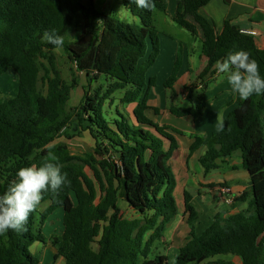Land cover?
<instances>
[{"label":"trees","instance_id":"obj_1","mask_svg":"<svg viewBox=\"0 0 264 264\" xmlns=\"http://www.w3.org/2000/svg\"><path fill=\"white\" fill-rule=\"evenodd\" d=\"M210 1L178 0L174 17L193 37L203 39L207 63L197 77L202 91L209 85L204 79L218 72L216 61L238 50L251 53L264 78V49L231 21H225L217 33L215 23L201 12ZM122 2L140 24L133 27L82 0H0V78L12 70L18 80L16 95L0 104V194L20 168L42 165L49 151L71 181L57 195L43 194L41 204L49 205L44 211L39 206L29 216L27 231L0 235V264H41L31 249L37 242L47 244L42 229L59 208L64 231L55 243L56 260L63 258L65 264H168V257L156 255L154 247L178 214L177 180L169 164L179 148L176 136H183V131L152 118L161 109L149 104L157 79L148 78L161 53L154 13L166 12L168 4L153 0L155 9L149 11L132 0ZM53 29L64 37L63 48L78 72L91 76L93 82L104 78L108 83L105 90L99 86L87 93L73 110L69 108L73 87L62 81L53 54L59 48L42 40L43 33ZM184 62L179 43L165 89L174 90ZM118 92L124 96L116 102ZM120 104L134 105L132 115L122 112ZM205 108L200 96L191 107L172 105L169 112L197 120ZM75 122L95 142L94 153L87 158L72 154L66 142H58L74 137L69 128ZM224 122V130L212 137L196 136L190 152L206 148L199 159L206 172L216 169L218 160L241 152L252 189L234 198L232 206L247 203L248 208L229 215L217 213L201 235L180 248L178 264H203L225 255L238 256L243 264H264V94L242 100ZM85 165L94 171L93 178ZM184 199L193 219L192 197L184 192ZM122 202L145 217L124 218ZM149 213L153 215L148 217Z\"/></svg>","mask_w":264,"mask_h":264},{"label":"crops","instance_id":"obj_2","mask_svg":"<svg viewBox=\"0 0 264 264\" xmlns=\"http://www.w3.org/2000/svg\"><path fill=\"white\" fill-rule=\"evenodd\" d=\"M105 1L109 4V0ZM165 1L168 4V9L166 12L161 13H164V15L168 13L169 19L175 23L174 17L177 11L178 0ZM168 1L171 2L170 5ZM94 2L93 0V4ZM107 8L108 7L105 8L104 12H107ZM201 12L206 18L215 23L217 33L222 32L225 21H231L240 29L256 31L258 33V36L254 37L256 45L258 48L264 49V0H211L202 8ZM154 17L156 24H158L156 11ZM162 23L167 25L169 21L163 17ZM164 32L159 31L160 40L161 36H164L165 39L161 41L162 48L158 60H174L171 65L170 74L175 60L177 59L179 43L183 44L185 62L178 83L183 77L190 79L191 76H195L193 72L189 71L187 72L188 74H186L185 69L187 70L189 64L195 63L197 58L199 59V64L205 68L207 61L202 53L203 39L201 35L196 38L191 35L192 40L188 42L189 38L185 40L176 39L174 35ZM161 33L163 35H161ZM164 44L166 47L163 49ZM158 63L159 61H157L156 66ZM11 72L14 75L12 70ZM203 82L209 85L205 91L201 90L200 93L201 98L206 104L204 115L201 118L197 120L190 117L178 118L169 112V108L172 105L179 106L176 101L178 97L183 100L187 99V92H185L187 89H184L185 91L183 90L180 96L179 94H177V96L172 94L178 83L175 85L174 90H171V97L174 96L173 99H170L171 104L168 105L169 101L167 99L170 94L166 93L164 105H161V103L159 104L161 106L160 118L152 117L160 125H169L183 131V136H176L179 148L174 152L170 163H173L176 157H180L179 165L176 171H174L177 180L175 193L180 189L183 190V195L184 192H188L192 197L190 204L196 212V216L190 219V212L185 209V199H183L181 206L176 198L178 214L168 223L164 233V239L158 242L163 246V253L161 254L168 257V264L171 252L174 253L173 256L179 254L180 248L183 247L189 239L201 235L204 230L212 224L214 216L217 213L226 212L227 215H229L248 208L247 203L237 206L225 204L220 191L222 187L230 188L231 192L229 195L232 198H236L252 189L250 176L243 166L241 152H237L232 157L218 160V167L209 172H206L199 162L200 157L205 154L206 148L201 147L194 153L190 152V146L194 142L196 136L210 138L218 132L219 121L216 119L217 114L222 115L223 119H225L242 101L238 94L232 91L231 85L227 80V74L217 72L214 77H207ZM188 91L190 99V96L193 97L195 90L189 89ZM191 91H193V94ZM13 97H9L8 99ZM8 99L4 101L0 99V104ZM189 101L194 104L197 103L195 98ZM159 105L158 107H160ZM175 118L179 120H175ZM168 146V143H165L166 149ZM180 182H182V184H180ZM189 188L190 190H188ZM263 237L264 234L261 238ZM52 244V239L48 238L47 244L44 245V249ZM57 249L58 246L56 245L55 251H57ZM206 264H243V262L238 256L225 255L224 258H219L217 260H215V258L210 259Z\"/></svg>","mask_w":264,"mask_h":264},{"label":"rangeland","instance_id":"obj_3","mask_svg":"<svg viewBox=\"0 0 264 264\" xmlns=\"http://www.w3.org/2000/svg\"><path fill=\"white\" fill-rule=\"evenodd\" d=\"M82 1H84L85 3L89 5L91 4V2H93V0H82ZM94 1H95L94 2L95 7L100 12H103L107 15H111L113 18L118 19L120 21L129 23L133 27H135V25L140 24L139 18L134 17L133 15H131L125 10L122 0H109L108 1L109 4L105 0H94ZM168 3L169 5L171 4L170 1H168ZM106 7H108L106 9L107 12H104ZM156 17L158 19V24H156V26L159 29V31L161 32L165 31L164 33L172 34L174 35L176 39L185 40L189 38L188 42L192 40L191 34L187 30L182 28L181 26L173 23L169 19L168 13L167 15H164V13H161L160 11H156ZM163 17L169 21L167 25H164V23H162ZM161 35L163 34L161 33ZM164 39H165L164 36H161V41L162 40L164 41ZM165 47L166 45L164 44L163 49ZM53 54L55 56L57 69L60 72L62 81L67 86L73 87L71 91V99L69 101V108L71 110L80 107L82 102L85 101L87 93L90 94L94 89L98 88L99 86H102L104 90L107 89L108 83L106 82L104 78H101L99 82L96 83L91 80V76L85 73L78 72L75 64L69 60V57H68V54L65 48L63 47L59 48L55 50ZM158 61H159L158 65L157 66L155 65L152 68L151 72H149L148 74V78L154 76L157 79V87L153 88L151 92L152 96H150L149 104L153 107L155 106L158 107L160 103L161 105L162 104L164 105L165 100H166L165 95L166 93H168L170 94V96L167 98L169 101L168 103L169 105L171 104L170 99L171 98L173 99L174 96H177V94H179L180 96L184 89L185 90L187 89L186 91L184 90L185 92H187V99L184 98L185 100H183L182 98L178 97L176 101L178 102L179 106L183 109H187L192 106V102L189 101L190 99L188 96L189 89L195 90L193 98H195V100H197V103H198L200 101L201 90H203V87H202L203 84H202V81H200L197 77L201 74V72L204 69L203 66L199 64V59L197 58L195 63L193 62L192 64H189L187 67V70L185 69L186 74H188L187 72L189 71V72H193L195 76L194 77L191 76L190 79H187V77H183L181 81L176 85L173 93L171 90L165 89L163 86V83L170 76L171 65L174 60H158ZM43 75H44V72L42 71L41 76ZM17 90H18L17 79L10 70L9 73H7L2 78H0V93H1L0 99L4 101L8 99L9 97L15 96L17 93ZM171 93L174 94L173 97H171L172 96ZM123 96H124V92H118L114 95V98L116 102H119V100L123 98ZM118 106L122 112L132 115L134 105L129 106L125 104H120ZM115 108L116 106H114L113 109L115 110ZM158 108H161V106ZM157 117L160 118V115L153 117V118H157ZM175 120H179V119L175 118ZM72 126L73 124L69 128V134L72 129ZM70 135L74 137L71 139L62 138L58 140V142L59 141L66 142L69 145V148L72 154L83 157V158H87L88 155L94 153V148H95L94 140L92 139V137L89 135L88 132L83 131V128H81L78 123H77V133L70 134ZM179 160H180V157L178 156L176 157V159H174L173 163L169 164L173 172L176 171L177 166L179 165ZM91 164L94 167H98V165L93 162H91ZM85 172L90 177L92 178L94 177V171L87 165H85ZM180 184H182V182H180ZM97 188H98V195L100 197L101 191H100L98 183H97ZM188 190H190V188ZM175 196L177 198V201H179V204L182 206V201L184 199L183 190L182 189L178 190V192L175 193ZM48 205H49L48 202L41 204L40 210L44 211ZM120 208L122 210L121 214L126 219H141V218L143 219L145 217L135 212L133 209L128 207L123 202L120 204ZM152 215L153 213H149L148 217ZM63 231H64L63 210L59 208L52 215L49 216L48 221L46 222V224L43 226V229H42V232L45 235V237L47 239L48 238L52 239L53 244L51 246L48 245V248L44 249L45 244L37 242L32 246V249H31L32 253L39 258L41 264H65V261L61 258L56 260L57 251H55L56 250L55 243L62 239ZM94 248L95 249L98 248L96 244L94 245ZM154 252L156 255L163 253V246L159 243H156L154 247ZM173 254L174 253L171 252L169 261L171 257L173 256ZM224 257L225 256H217L215 257V260L219 258H224ZM206 263L207 261L203 264H206Z\"/></svg>","mask_w":264,"mask_h":264},{"label":"clouds","instance_id":"obj_4","mask_svg":"<svg viewBox=\"0 0 264 264\" xmlns=\"http://www.w3.org/2000/svg\"><path fill=\"white\" fill-rule=\"evenodd\" d=\"M132 2L138 8L149 11L155 9L153 0ZM42 40L57 48H62L65 43L64 37L57 34L55 29L45 31ZM214 67L219 73L227 74L232 91L241 100H247L254 94H264V78L260 75L258 61L251 57L250 52H230L222 61L217 60ZM216 119L219 121L218 131H223V116L217 114ZM57 159L49 151L42 165L33 164L16 172V179L0 194V235H5L10 230L17 233L27 231L29 216L38 210L43 194L51 191L53 195H57L62 186L71 184L67 180V173H62L60 165L55 162ZM169 264H178V254L171 257Z\"/></svg>","mask_w":264,"mask_h":264},{"label":"built area","instance_id":"obj_5","mask_svg":"<svg viewBox=\"0 0 264 264\" xmlns=\"http://www.w3.org/2000/svg\"><path fill=\"white\" fill-rule=\"evenodd\" d=\"M240 32L247 36L257 37L258 33L256 31L246 30V29H240ZM222 198L224 199V202L228 205H231L234 201V198L230 197V188L228 187H222L220 189Z\"/></svg>","mask_w":264,"mask_h":264},{"label":"water","instance_id":"obj_6","mask_svg":"<svg viewBox=\"0 0 264 264\" xmlns=\"http://www.w3.org/2000/svg\"><path fill=\"white\" fill-rule=\"evenodd\" d=\"M77 133V123H73L72 129L70 131V134H75Z\"/></svg>","mask_w":264,"mask_h":264}]
</instances>
